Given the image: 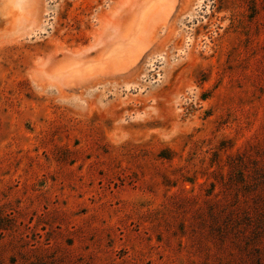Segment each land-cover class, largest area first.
<instances>
[{"label":"rangeland","instance_id":"obj_1","mask_svg":"<svg viewBox=\"0 0 264 264\" xmlns=\"http://www.w3.org/2000/svg\"><path fill=\"white\" fill-rule=\"evenodd\" d=\"M144 1L0 0V264H251L225 216L264 202L263 169L230 170L264 143V0L137 29Z\"/></svg>","mask_w":264,"mask_h":264},{"label":"trees","instance_id":"obj_2","mask_svg":"<svg viewBox=\"0 0 264 264\" xmlns=\"http://www.w3.org/2000/svg\"><path fill=\"white\" fill-rule=\"evenodd\" d=\"M255 152V154L250 156H240L238 157V161L231 162L230 170L234 171L238 168L236 173L241 174L244 184L249 183L248 177H250L254 172L257 173L259 169H263L264 171V143L256 148ZM254 155H257V158H253ZM246 160H249L253 164V169L251 170L252 172H248L247 169H244L245 166L240 168L241 165H245L244 163ZM256 178H258V176H254V179ZM262 194L264 195V191ZM263 199L264 198H262L261 201H263ZM220 204L223 203L220 202ZM259 205H262V207ZM259 205L258 210L256 207L254 209V220L252 218L251 212L249 211V207L245 204H242L241 202L237 203L232 208L228 207V211L226 212L225 216L227 221L230 220V222H226L225 226L228 225V227L234 228L235 231H237L236 233H238L236 235L241 236L238 240L241 244L239 246L238 258L244 260L246 263L250 261L251 264H264V202L262 204L260 203ZM239 211L242 213L237 214ZM208 212L209 218L211 219L212 223L214 222V227H216L217 215L212 210V208H210ZM230 213L234 214V219H232ZM261 213L262 217L260 216ZM241 217L245 218V226L247 225L248 231H245V227L238 223V220ZM221 234L224 235L226 232Z\"/></svg>","mask_w":264,"mask_h":264},{"label":"bare ground","instance_id":"obj_3","mask_svg":"<svg viewBox=\"0 0 264 264\" xmlns=\"http://www.w3.org/2000/svg\"><path fill=\"white\" fill-rule=\"evenodd\" d=\"M173 0H145L140 6H139V11H138V15H137V19H136V22L134 23V27L135 26H137V29H140L141 28V24L143 23V21L146 19V17H147V15L151 12V10L155 7V6H157L156 4H158V8H157V12H161L162 11V9H163V6H162V4H167L168 5V7H170L171 6V2H172ZM152 19V17H150V19L148 18V22H149V20H151ZM147 20V19H146ZM146 20H145V23H146ZM147 22V23H148ZM148 25V24H147ZM147 25H145V26H147ZM145 31V32H144ZM148 29H147V27H145L144 28V30H143V32H144V34L142 35L143 36V38L142 39H140L135 33H130L128 36H126V38H124V42L123 41H116L115 42V44H113V47H109L110 49L107 51L108 52V54L106 55V57L108 58V56H109V58H111V57H114V56H118V55H116L117 53H119V52H121L123 49H125V50H127L129 53L131 52V51H134V49H135V47H139V45H141L142 43H143V41L144 40H146V37H147V35H148ZM127 45H129L130 47H128V48H125V47H127ZM109 46H111V45H109ZM125 54V53H124ZM124 56V55H123ZM126 56V55H125ZM105 57V58H106ZM109 58H108V62H110L109 61ZM117 59V58H116ZM107 61V60H106ZM93 62V61H92ZM92 62L91 63H89V62H85L86 63V65H84V64H80V66H78L75 70H73V68L71 69V71H70V69L69 70H67V75H66V77H68V76H70V77H74V76H77L78 74V77L80 76V74H82V73H84V74H87V72H92V70H96V69H98V68H96V64H97V62H96V64L94 63V64H92ZM99 62V61H98ZM107 62V63H108ZM119 62V61H118ZM84 63V62H83ZM89 63V64H88ZM114 63V62H113ZM120 63V62H119ZM88 64V65H87ZM99 65V64H98ZM108 65H112V64H108ZM117 65H119V64H116V65H114V66H116L117 67ZM73 66V65H72ZM77 66V65H76ZM103 66H104V64H103ZM102 66V67H103ZM121 66V64L119 65V67ZM74 67V66H73ZM102 67H100V69H102ZM115 67V68H116ZM119 67H117V68H119ZM96 68V69H95ZM114 68V67H113ZM66 72V71H65ZM66 74V73H65ZM69 77V78H70ZM39 87H41V85H39Z\"/></svg>","mask_w":264,"mask_h":264}]
</instances>
